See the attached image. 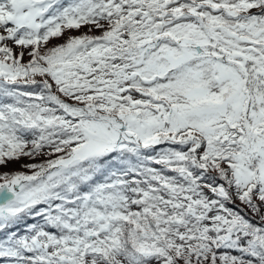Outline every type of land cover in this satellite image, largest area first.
<instances>
[{"label": "snow or ice", "instance_id": "snow-or-ice-1", "mask_svg": "<svg viewBox=\"0 0 264 264\" xmlns=\"http://www.w3.org/2000/svg\"><path fill=\"white\" fill-rule=\"evenodd\" d=\"M12 163L0 264H264V0H0Z\"/></svg>", "mask_w": 264, "mask_h": 264}, {"label": "trees", "instance_id": "trees-1", "mask_svg": "<svg viewBox=\"0 0 264 264\" xmlns=\"http://www.w3.org/2000/svg\"><path fill=\"white\" fill-rule=\"evenodd\" d=\"M78 34V33H77ZM29 161L27 160H22L21 163H28ZM24 169L20 168L19 163H12L10 164L7 168H0V171H5V172H11V171H23Z\"/></svg>", "mask_w": 264, "mask_h": 264}]
</instances>
